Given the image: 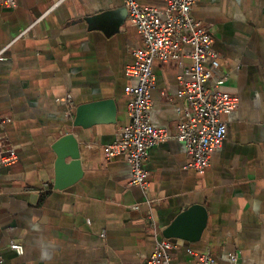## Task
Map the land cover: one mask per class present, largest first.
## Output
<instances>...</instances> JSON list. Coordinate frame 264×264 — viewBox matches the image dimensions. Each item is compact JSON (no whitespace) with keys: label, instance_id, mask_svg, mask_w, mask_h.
Returning <instances> with one entry per match:
<instances>
[{"label":"crops","instance_id":"obj_1","mask_svg":"<svg viewBox=\"0 0 264 264\" xmlns=\"http://www.w3.org/2000/svg\"><path fill=\"white\" fill-rule=\"evenodd\" d=\"M139 2L166 7L165 0ZM192 15L212 33L221 56L214 74L227 75L222 88L239 104L224 115V142L204 173L186 168L189 155L177 139L150 148L144 192L130 184L123 156L106 157L129 122L125 89L137 80L126 68L143 45L123 0L0 5V114L12 118L1 134L19 155L0 168V264H146L162 239L173 243V264H197L194 252H209L219 264H234L232 254L240 264H264V0H197ZM192 50L185 44L178 61L153 63L150 119L157 127L175 131L181 120L178 90L189 78ZM105 99L115 102L113 122L102 110L95 115L102 122L71 126L77 106ZM66 132L80 141L83 172L54 189L52 145ZM44 184L51 189L42 191ZM194 203L208 212L197 240L165 238L163 230Z\"/></svg>","mask_w":264,"mask_h":264},{"label":"built area","instance_id":"obj_2","mask_svg":"<svg viewBox=\"0 0 264 264\" xmlns=\"http://www.w3.org/2000/svg\"><path fill=\"white\" fill-rule=\"evenodd\" d=\"M163 11L141 5L139 0H123L131 21L142 35L143 45L133 50L134 61L126 68V74L134 77L135 85L127 86L129 95V122L121 129L119 137L106 148L108 159L123 156L131 167L130 184L145 192L149 186V172L145 162L154 145L177 139L184 143L189 161L186 168L204 173L210 166L212 153L222 146L227 132L225 114L238 107L239 98L222 88L227 75L216 76L213 67H218L220 54L213 48L214 38L207 26L196 20L192 8L197 0H165ZM0 5L15 7L17 0H0ZM185 44L193 46L189 53L192 65L189 78L180 80L178 96L183 101L176 108L181 120L175 131L155 126L150 119L152 108L151 92L155 84L153 63L156 59L178 61ZM6 48L0 49V59ZM211 61V66L208 62ZM213 80L212 85L208 82ZM69 114L76 105L69 94L66 97ZM12 120L0 114V168L16 164L19 155L2 136L1 129ZM51 189L44 184L42 191ZM147 204L158 203L157 199L146 197ZM138 209L139 205L132 206ZM11 248L18 254L24 253L22 244L12 242ZM173 243L167 239L158 241L156 249L146 264H173L169 250ZM197 264H219L209 252L193 253ZM234 264L238 256L232 254Z\"/></svg>","mask_w":264,"mask_h":264},{"label":"water","instance_id":"obj_3","mask_svg":"<svg viewBox=\"0 0 264 264\" xmlns=\"http://www.w3.org/2000/svg\"><path fill=\"white\" fill-rule=\"evenodd\" d=\"M102 110L105 111L107 122L115 120V102L112 99H105L77 106L71 126L89 127L92 124L102 122L103 120L95 118V115ZM52 148L57 155L54 189H63L82 175L80 141L73 132H66L56 139ZM194 219L197 223L195 230L190 233L186 230V225ZM207 219L208 212L203 204H191L173 218L172 222L163 230V236L168 239L197 240L202 229L206 226Z\"/></svg>","mask_w":264,"mask_h":264}]
</instances>
